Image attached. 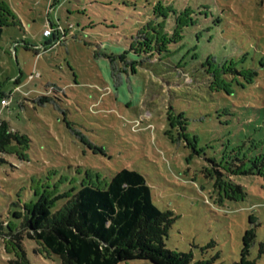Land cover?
Returning <instances> with one entry per match:
<instances>
[{"label": "rangeland", "instance_id": "rangeland-1", "mask_svg": "<svg viewBox=\"0 0 264 264\" xmlns=\"http://www.w3.org/2000/svg\"><path fill=\"white\" fill-rule=\"evenodd\" d=\"M158 2L178 14L193 12L195 23L185 28L180 54L171 58L183 57L184 69L194 70L196 82L156 78L160 65L134 67V60L114 46L136 31ZM1 4L17 24L4 27L0 40V86L13 94L9 107H0V119L30 142L26 160L0 154V223L20 226L15 213L39 196L76 194L84 184L104 187L128 168L144 175L154 204L173 215L168 250L192 254V264H264V178L234 176L246 193L235 201L215 186L214 171L237 145L262 141L254 154L264 152V0ZM109 24L116 27L112 35ZM51 25L66 32L59 44L43 37ZM210 57L220 66L233 62L240 71L256 70L258 77L254 84L243 77L232 81L231 94L211 91L202 82L201 67ZM179 114L184 133L174 119ZM67 201H56L52 211ZM24 249L30 264H60L37 254L30 240ZM16 260L0 239V264Z\"/></svg>", "mask_w": 264, "mask_h": 264}, {"label": "trees", "instance_id": "trees-1", "mask_svg": "<svg viewBox=\"0 0 264 264\" xmlns=\"http://www.w3.org/2000/svg\"><path fill=\"white\" fill-rule=\"evenodd\" d=\"M191 13L190 9H185L178 14L170 4L155 3L151 14L147 13L145 19L138 23L139 28L123 35V40H118L119 44L114 46L121 49L125 57L134 60V67L149 69L150 65H160L156 78L168 75L174 81L190 78L196 82L198 79L192 76L194 70L190 73L184 69L183 57L171 58L180 54L185 28L195 23ZM16 24L17 18L9 7L1 4L0 40L3 28ZM106 29L107 34L112 35L116 27L109 24ZM196 39L199 40V36ZM201 67L203 84L211 91L224 89L228 94L233 92L232 81L243 77L247 84H254L258 77L256 70L240 71L233 62L220 66L212 57ZM227 77L232 80L228 81ZM15 83H19L18 80ZM174 119H178L182 132H186L183 114ZM172 120L173 117L169 118L173 127ZM29 142V137L13 130L8 121L0 119V154H16L21 160H26L25 150ZM258 147H262V141H255L249 147L237 145L225 152L227 156L223 164L215 165V186L226 198L235 201L245 198L243 187L233 182L234 176L264 178V152L254 154ZM63 198L68 201L53 212L55 202ZM15 216L21 220L20 226L0 223V239L6 252L15 254L16 264H30L24 249L25 240L35 243L37 254L50 260L56 258L60 264H121L130 260H147L152 264H192V254L165 247L174 223L173 215L162 212L154 204L151 187L144 175L136 170H120L104 187L84 184L76 194L65 193L52 198L39 196L38 201L25 205L23 211L16 212Z\"/></svg>", "mask_w": 264, "mask_h": 264}, {"label": "built area", "instance_id": "built-area-1", "mask_svg": "<svg viewBox=\"0 0 264 264\" xmlns=\"http://www.w3.org/2000/svg\"><path fill=\"white\" fill-rule=\"evenodd\" d=\"M65 34H66L65 30L59 25L49 26L44 30V33H43L44 37H47V38L53 37L54 39H56L55 41L56 44H59L60 42H62ZM11 97H12V94H9L7 97L2 98L0 100V105L3 108L8 107L10 104Z\"/></svg>", "mask_w": 264, "mask_h": 264}, {"label": "crops", "instance_id": "crops-1", "mask_svg": "<svg viewBox=\"0 0 264 264\" xmlns=\"http://www.w3.org/2000/svg\"><path fill=\"white\" fill-rule=\"evenodd\" d=\"M51 26H52V25H51ZM43 37H44V36H43ZM44 38H46V40H47V39H50V38H47V37H44ZM55 41H56V39L53 38V43H54V44H56ZM68 41H69V40H68ZM68 41H67L66 43L64 42V45H65V44L68 45ZM61 45H63V44L61 43ZM49 46H50V44H46L45 46H41L40 48L36 47V50H38V49H46V48H48ZM37 54H38V53H37ZM13 80H18V82H19V79H18V78H13V79L10 80V81L12 82ZM15 84H18V83H15ZM15 91H16V89H15ZM12 92H13V91H12ZM13 93H14V92H13ZM10 94H12V93H10ZM0 95H2V96H0V100H1L2 98L7 97L9 94H8L4 89H2L1 86H0ZM0 107L2 108V110H3V109H6V108H3L1 105H0Z\"/></svg>", "mask_w": 264, "mask_h": 264}]
</instances>
